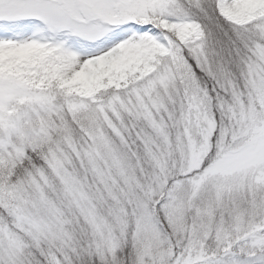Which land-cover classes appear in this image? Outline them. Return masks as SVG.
<instances>
[{"label": "snow or ice", "instance_id": "snow-or-ice-1", "mask_svg": "<svg viewBox=\"0 0 264 264\" xmlns=\"http://www.w3.org/2000/svg\"><path fill=\"white\" fill-rule=\"evenodd\" d=\"M0 264H264V0H0Z\"/></svg>", "mask_w": 264, "mask_h": 264}]
</instances>
